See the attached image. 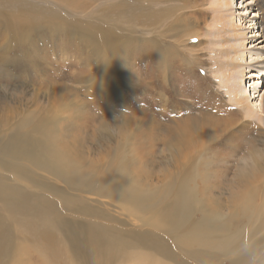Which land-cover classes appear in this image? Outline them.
Returning a JSON list of instances; mask_svg holds the SVG:
<instances>
[{"label": "rangeland", "instance_id": "obj_1", "mask_svg": "<svg viewBox=\"0 0 264 264\" xmlns=\"http://www.w3.org/2000/svg\"><path fill=\"white\" fill-rule=\"evenodd\" d=\"M255 2L0 0V225L14 241L0 264H264ZM15 152L39 165L9 166ZM250 197L260 210L243 207ZM168 211L179 234L152 226ZM196 225L239 233V252L197 247ZM107 226L121 242L112 253L94 233ZM63 227L89 228L82 250Z\"/></svg>", "mask_w": 264, "mask_h": 264}, {"label": "bare ground", "instance_id": "obj_2", "mask_svg": "<svg viewBox=\"0 0 264 264\" xmlns=\"http://www.w3.org/2000/svg\"><path fill=\"white\" fill-rule=\"evenodd\" d=\"M255 4L257 6V10H259V12H261L259 17L261 20L260 21L261 22V28H260L261 33H260V35H261L262 41L260 42V44H263V46H264V0H256ZM258 60H259L258 63H259V65H261V68H262L261 71H262V73H264V49H263V53L260 55ZM227 66L233 67L234 65L228 64ZM253 73L254 72L250 73V75ZM246 77L248 78V75H246ZM234 97H235L234 101L236 102V104L238 106H240L239 108H245L246 107V104H247L246 99L238 97V95H236V94L234 95ZM262 110H263L262 112L264 113V105H263ZM247 112H248V114L246 115V117L251 118V117L256 116L255 112L252 109H247ZM237 115H238L239 119L244 120L243 114L241 112L240 113L238 112ZM220 119H222V118L219 117V119L218 118L215 120L212 119L213 121H215L213 126L218 127V128L222 127V126L227 127L225 122H223V120H220ZM260 119H262V117ZM243 124L247 126V124H249V123H246L245 121H243L242 125ZM20 130L21 131L17 132L16 136H18V138H20V139L28 140L29 139V136H28L29 128L25 127V128H23V130L22 129H20ZM0 143H1L0 145H3V142H0ZM9 156H10L9 160L11 161L9 166H13L15 163V166H17V167L32 166V167L36 168L39 165L38 161H30L29 163L22 161L20 158H23V157L19 152L11 153V154H9ZM77 180H78L77 177L68 178V181L72 182V183L76 182ZM114 196L116 198L115 192H114ZM252 198H254V197H250L248 200L245 201V203L243 205L244 208L250 209L251 211H252L251 208H253V207L256 208V206H257V205L254 206L255 204H254V200ZM16 200H22V198L20 196H16V197L12 198V200L10 201L11 206ZM184 200H189L188 195L185 196ZM15 203H16V205H19V204L21 205L23 203V201H16ZM14 206H15V204H14ZM257 208L259 209V207H257ZM255 211H254L255 214L258 213V210H255ZM173 213L174 212H171V211H168V213H166L167 218L163 219L162 225H152V226L153 227L154 226L168 227L175 234H179L181 230L186 228V225H172V224H176V219H173V220H168V219H170L169 215H172ZM258 215L262 216L263 212L259 211ZM32 224H35V223L32 222ZM165 224H170V225H165ZM204 227H206V226L205 225H196L194 230L191 232V234L189 236L190 239L196 244L197 247H199L203 243L207 248H210V249H220V250L223 249V250L229 251L230 253H233L235 251V254L239 252V246H240L239 241L241 238V235L239 233H236V234L234 233L235 235H230V236H223L221 238H212L209 236L210 233L207 234V232L204 231V229H203ZM212 227L215 228V226H213V225H212ZM7 228L8 227L6 225H4V226L0 225V261L2 260L1 257L4 258L5 255L6 256L11 255L12 252H14L13 251L14 241L11 239V237L7 231ZM63 228L66 230L65 231L66 232L65 241L68 240L69 247H71L72 252L74 251V253H75V252L82 250L85 247V241L81 238V237H84L81 234V231L89 232V228H85V229L68 228V227H63ZM211 228H209V230ZM58 230H60V229H58ZM115 231L116 232H113L112 229L109 226H107L106 228L103 229V231L98 229V232H94V233H98V234H96V237H95L96 241L98 240L102 243L100 245L101 247L103 246V244L108 246L109 249H107V251H109L110 253H112L118 247V245L121 244V242L119 241L120 237L117 235L118 231L117 230H115ZM213 231H215V230L213 229ZM43 236L45 237L46 240H49V238H47V237H51L52 235H49V234L44 232ZM130 243L132 245H135V246L140 247V248L144 247L148 250L150 248L157 249L158 251H160L162 249V247L159 245V243L152 240V238L148 235H144V236H134L133 235L130 237ZM182 245L185 247L184 243H182ZM63 250H64V248H63ZM193 255H195V254H193ZM95 259L100 261L98 255L96 256Z\"/></svg>", "mask_w": 264, "mask_h": 264}]
</instances>
